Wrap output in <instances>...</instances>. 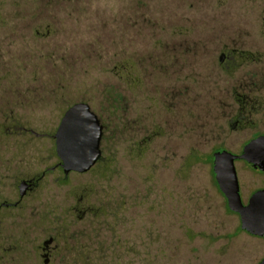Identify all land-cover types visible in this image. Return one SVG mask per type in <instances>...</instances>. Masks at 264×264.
<instances>
[{
	"label": "rangeland",
	"instance_id": "rangeland-1",
	"mask_svg": "<svg viewBox=\"0 0 264 264\" xmlns=\"http://www.w3.org/2000/svg\"><path fill=\"white\" fill-rule=\"evenodd\" d=\"M231 50L257 61L228 76ZM243 77L259 109L233 130ZM81 101L104 126L103 160L65 177L54 134ZM259 130L264 0H0V202L20 200L0 212L2 264H44L49 239L48 264H259L264 238L208 162ZM235 165L247 203L264 169Z\"/></svg>",
	"mask_w": 264,
	"mask_h": 264
},
{
	"label": "water",
	"instance_id": "water-1",
	"mask_svg": "<svg viewBox=\"0 0 264 264\" xmlns=\"http://www.w3.org/2000/svg\"><path fill=\"white\" fill-rule=\"evenodd\" d=\"M104 126L98 114L87 102L71 105L64 113L54 134L56 153L65 177L70 173H87L103 157L102 141ZM264 147V135L249 142L246 150ZM247 158L264 169V151L255 159L252 156L233 154L221 148L214 155V174L220 190L225 195L231 211L241 218V227L246 232L264 238V188L255 191L244 205L240 196L235 160ZM27 182L19 186L20 196L26 194ZM264 264V258L259 262Z\"/></svg>",
	"mask_w": 264,
	"mask_h": 264
},
{
	"label": "flooded vegetation",
	"instance_id": "flooded-vegetation-1",
	"mask_svg": "<svg viewBox=\"0 0 264 264\" xmlns=\"http://www.w3.org/2000/svg\"><path fill=\"white\" fill-rule=\"evenodd\" d=\"M234 52H237V51L231 50L228 53L223 52L219 56V63L221 64V67H223L224 73L228 74V76L231 73L239 70L241 67H244L245 64L257 61L256 59H252V58L248 57L247 54H244L245 52L238 51L239 54L237 55V60L231 62L230 60H232L231 58L234 57ZM249 82H250V79H247L246 83H248V84L245 85V77L240 78L237 81V85L234 86L235 89L233 88V92H232V94H233V96H232L233 106H232V108L235 110H234L233 115H232L233 119L230 122V127L233 130L238 129V128H242V127L252 126L251 118L258 113L259 105L256 104L255 100L249 95L253 91ZM261 135H264V130H259V131L254 132L252 134V136L246 141V143L244 144V146L242 147V149L239 152H233L227 148L226 149L231 151L233 154L242 155L245 153L247 156H252L253 159H255L258 155H260V153H262L264 151V147L259 146L256 149L246 150V146L249 142H251L252 140L256 139L257 137H259ZM221 148L225 149V147H218L213 151L212 155L209 157L210 160L208 162H209V164H212L213 174H214V155ZM194 155H195V153H194ZM237 160H242V161L248 163L249 165H251L253 168L261 169L260 167H257L255 165L254 161L248 160L247 158H242V159H237ZM237 160H235V162ZM59 165L62 168L61 164H59ZM235 167H236V165H235ZM237 176H238V174H237ZM214 177H215V174H214ZM215 179H216V177H215ZM238 180H239V178H238ZM22 182L28 183V188H27V191H28V190L32 189V187L35 185L36 179L35 178L24 179L21 181V183ZM216 182H217V180H216ZM239 187H240V182H239ZM19 194H20V190H19ZM240 196H241V200H242L244 205H246L251 198V196H250L248 202L244 203V201L242 199V195H241V188H240ZM20 197L22 198V196H20ZM19 202H20V200L16 201V202L1 201L0 202V212L5 208L7 209L10 207H17L19 205ZM53 242H54L53 239H49V240H46L44 242V247L42 248V250L44 251L43 257L45 258L44 264L49 263L51 244ZM3 260H4V253L2 252V253H0V264L3 263Z\"/></svg>",
	"mask_w": 264,
	"mask_h": 264
},
{
	"label": "trees",
	"instance_id": "trees-1",
	"mask_svg": "<svg viewBox=\"0 0 264 264\" xmlns=\"http://www.w3.org/2000/svg\"><path fill=\"white\" fill-rule=\"evenodd\" d=\"M200 159H201L200 157H197L196 155L193 154V155L190 156V158L187 159V163L190 164V163H193V162H195L196 160H200ZM102 160H103V157H102V159H101L98 163H100ZM209 160H210V159L208 158V161H209ZM98 163H97V164H98Z\"/></svg>",
	"mask_w": 264,
	"mask_h": 264
}]
</instances>
